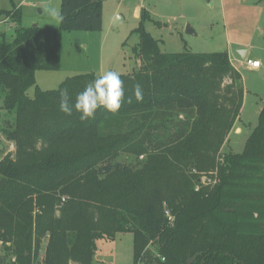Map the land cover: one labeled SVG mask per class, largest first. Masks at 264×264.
Returning <instances> with one entry per match:
<instances>
[{"label": "trees", "instance_id": "trees-1", "mask_svg": "<svg viewBox=\"0 0 264 264\" xmlns=\"http://www.w3.org/2000/svg\"><path fill=\"white\" fill-rule=\"evenodd\" d=\"M102 3L60 0L58 28L0 10L18 25L10 42L0 34V101L14 115L1 133L15 149L0 160V264H94L97 241L126 233L133 264H264V104L243 151L221 154L244 95L226 52L162 53L142 11L136 68L120 75L141 102L81 121L59 110L61 93L74 103L98 76L36 87L37 72L60 70L63 32L101 30Z\"/></svg>", "mask_w": 264, "mask_h": 264}, {"label": "rangeland", "instance_id": "rangeland-1", "mask_svg": "<svg viewBox=\"0 0 264 264\" xmlns=\"http://www.w3.org/2000/svg\"><path fill=\"white\" fill-rule=\"evenodd\" d=\"M22 1L0 0V10H20L21 27H59L60 0ZM142 11H146L150 18V21L144 22V29L158 41L162 53L228 51L234 54L242 47H249L252 55L264 61V0H103L101 30L63 32L60 70L37 72L36 87L44 91L54 90L72 76H100L106 70L116 71L120 75L131 74L136 68L133 48L139 42L134 31L139 25ZM156 23L161 24L160 27ZM17 28V24L0 17V34L5 33L6 41L12 40ZM187 28L191 34L187 33ZM240 71L246 80L242 85L245 101L240 116L241 133L230 135L221 154H239L243 151L247 138L257 125L264 103V79ZM34 90L35 87L28 89L27 96L32 98ZM13 120L14 115L5 111L1 100L0 158L3 151L14 153L15 149H10L11 143H7L1 133L6 123ZM118 160L132 162L133 165L137 163L130 156H120ZM2 258L4 254L0 250V260ZM94 264H133V236L126 233L117 235L113 241H97Z\"/></svg>", "mask_w": 264, "mask_h": 264}, {"label": "clouds", "instance_id": "clouds-1", "mask_svg": "<svg viewBox=\"0 0 264 264\" xmlns=\"http://www.w3.org/2000/svg\"><path fill=\"white\" fill-rule=\"evenodd\" d=\"M133 98L137 102L143 100L141 85L139 83L134 85L132 96L125 98V89L120 74L106 70L76 95L74 103L70 101L67 91L64 90L61 93L59 110L68 116H71L75 110L80 114V120L86 121L93 118L97 109L100 108L116 113L121 108L122 102L131 103Z\"/></svg>", "mask_w": 264, "mask_h": 264}, {"label": "crops", "instance_id": "crops-1", "mask_svg": "<svg viewBox=\"0 0 264 264\" xmlns=\"http://www.w3.org/2000/svg\"><path fill=\"white\" fill-rule=\"evenodd\" d=\"M263 41H264V36H263ZM264 43V42H263ZM263 45V44H262ZM263 47V48H262ZM262 50H263V56H264V46H262ZM228 54V57H229V61L232 65V67L237 71L239 72V74L241 75V78H242V85L245 84L246 80L245 78L242 77V74H241V71H245L247 72L248 74H254L256 75L257 77H262L264 79V61H260L257 57H255L254 55H252V51L249 47H242L241 49H238L237 51L233 53H229L228 51L226 52ZM246 60H253V61H258L260 63L259 67L257 69H252L248 66H246L245 64V61ZM35 77H36V74H35ZM36 81V80H35ZM244 82V83H243ZM243 87V86H242ZM243 91H244V95H243V102H242V108H241V111H240V115L238 117V119L236 120L231 132L229 133L228 137L226 138V141L225 143H228L229 141V137L231 134H239L241 133V128H240V123H241V113L243 111V106H244V101H245V89L243 87ZM264 104V103H262ZM263 105H261L262 107ZM2 139H4L2 137ZM1 139V140H2ZM7 143H10V142H7ZM224 143V145H225ZM223 145V146H224ZM11 148L10 149H14V146L13 144L11 143L10 144ZM223 148V147H222ZM221 152L223 153V150L221 149ZM3 154H1V158L0 160L2 159V157L4 155H6L7 153L5 151L2 152ZM10 154V153H9ZM107 241V240H106ZM44 247H45V244H43V250H42V253L44 251Z\"/></svg>", "mask_w": 264, "mask_h": 264}, {"label": "built area", "instance_id": "built-area-1", "mask_svg": "<svg viewBox=\"0 0 264 264\" xmlns=\"http://www.w3.org/2000/svg\"><path fill=\"white\" fill-rule=\"evenodd\" d=\"M25 0H23L22 2H24ZM21 2V3H22ZM245 64H246V66H248V67H250V68H252V69H257L258 67H259V65H260V63L258 62V61H253V60H246L245 61ZM200 181H201V183L203 184V185H208V184H210V180L209 179H207L206 177H202L201 179H200ZM0 249H1V244H0Z\"/></svg>", "mask_w": 264, "mask_h": 264}, {"label": "water", "instance_id": "water-1", "mask_svg": "<svg viewBox=\"0 0 264 264\" xmlns=\"http://www.w3.org/2000/svg\"><path fill=\"white\" fill-rule=\"evenodd\" d=\"M187 33H189V34H191L192 32L190 31V29L189 28H187Z\"/></svg>", "mask_w": 264, "mask_h": 264}]
</instances>
